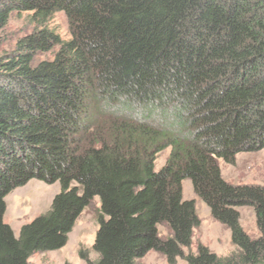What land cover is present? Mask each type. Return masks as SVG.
I'll list each match as a JSON object with an SVG mask.
<instances>
[{
    "label": "trees",
    "instance_id": "trees-1",
    "mask_svg": "<svg viewBox=\"0 0 264 264\" xmlns=\"http://www.w3.org/2000/svg\"><path fill=\"white\" fill-rule=\"evenodd\" d=\"M59 11L67 39L49 24ZM12 12L33 28L0 54V264L62 247L94 197L87 264H137L150 250L169 263L264 264V182L230 183L218 164L264 148V0H0V30ZM117 92L180 102L188 116L158 128L116 118L106 102ZM185 178L229 228L230 254L183 252L200 223ZM31 179L59 191L16 236L5 197ZM240 206L253 207L257 237Z\"/></svg>",
    "mask_w": 264,
    "mask_h": 264
},
{
    "label": "rangeland",
    "instance_id": "rangeland-1",
    "mask_svg": "<svg viewBox=\"0 0 264 264\" xmlns=\"http://www.w3.org/2000/svg\"><path fill=\"white\" fill-rule=\"evenodd\" d=\"M27 12H12L6 25L0 30V54L9 53L16 40L29 33L33 24ZM60 36L64 39L70 37L68 22L65 14L56 12L49 21ZM51 53H39L36 58H50ZM169 154V148L162 151L156 161L155 168L161 167ZM221 176L233 184H262L264 182V148L252 152H239L234 163H227L218 159ZM59 191L58 182L45 183L31 179L24 185L14 188L5 197L6 210L3 219L10 225L17 236L20 226L33 219L35 216L47 211L53 196ZM182 198L194 199L199 225L192 231L189 247H184L183 252L195 253L199 244L205 245L217 255L230 254L234 249L231 242L229 228L213 219L207 204L201 200L193 190L191 180H182ZM99 199L94 197L83 209L76 219L71 231L68 233L66 243L55 250L36 251L29 258V264H87V260H94L96 253L92 245L97 230V216L99 213ZM239 223L250 237L258 236L255 224V213L251 206H240ZM161 238L171 235L170 229L164 224L158 225ZM85 258V259H84ZM137 264H187L183 258L177 257L169 263L166 257L155 251H148L137 260Z\"/></svg>",
    "mask_w": 264,
    "mask_h": 264
},
{
    "label": "clouds",
    "instance_id": "clouds-1",
    "mask_svg": "<svg viewBox=\"0 0 264 264\" xmlns=\"http://www.w3.org/2000/svg\"><path fill=\"white\" fill-rule=\"evenodd\" d=\"M106 110L116 118L158 128L174 120L184 121L188 113L180 102L148 100L135 93L117 92L106 102Z\"/></svg>",
    "mask_w": 264,
    "mask_h": 264
}]
</instances>
